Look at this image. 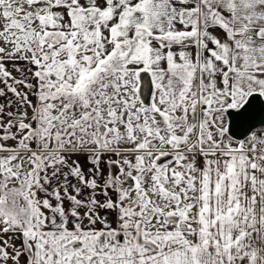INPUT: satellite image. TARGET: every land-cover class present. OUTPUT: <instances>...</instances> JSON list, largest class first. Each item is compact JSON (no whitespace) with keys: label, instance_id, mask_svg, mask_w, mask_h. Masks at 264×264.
Segmentation results:
<instances>
[{"label":"snow or ice","instance_id":"snow-or-ice-1","mask_svg":"<svg viewBox=\"0 0 264 264\" xmlns=\"http://www.w3.org/2000/svg\"><path fill=\"white\" fill-rule=\"evenodd\" d=\"M0 264H264V0H0Z\"/></svg>","mask_w":264,"mask_h":264}]
</instances>
